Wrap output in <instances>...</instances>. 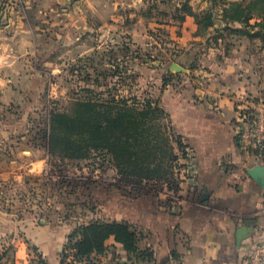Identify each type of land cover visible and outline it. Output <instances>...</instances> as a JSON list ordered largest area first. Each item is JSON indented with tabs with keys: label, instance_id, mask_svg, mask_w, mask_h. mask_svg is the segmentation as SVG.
I'll return each instance as SVG.
<instances>
[{
	"label": "rangeland",
	"instance_id": "obj_1",
	"mask_svg": "<svg viewBox=\"0 0 264 264\" xmlns=\"http://www.w3.org/2000/svg\"><path fill=\"white\" fill-rule=\"evenodd\" d=\"M24 1L29 7H23ZM229 1L232 0H1L0 6L5 7L4 12L0 10L1 25H40L44 30L37 38L38 51L43 54L53 50V63L57 66L59 62L60 69L48 72V77L13 80L20 83L14 86L18 91L9 95L8 102L0 94V211L15 218L18 230L43 222L50 229L67 233L80 223L121 218L125 205V215L130 214L133 220L141 213L152 217L158 207L170 211V203L179 197V190L155 183L123 181L102 154L70 158L61 153L66 152L62 145L52 152L50 136L56 133L80 144L102 142L105 137L116 136L114 130L91 136L88 126L89 122L95 123V112L90 105L80 104L87 101L82 100L83 97L91 94L104 101L97 105L100 109L97 117L103 119L123 108L122 103L108 102L114 96L131 97L144 91L156 95L155 75L174 82L165 65L181 53L166 30L152 25L177 21L174 15L184 14L186 6L201 16L205 13L219 16ZM262 5L260 13L264 17V1L258 3V7ZM18 9H22L19 14L23 12L26 16L21 24L16 21ZM257 18H252L250 23L254 24ZM79 25L96 27L88 30ZM231 25L244 26L250 33L225 29L222 38L212 44L216 48L212 51L214 54L211 52L216 55V62L220 65L224 60L222 56L237 58L236 70L252 71L256 81L264 82V25ZM76 36L96 45L81 59L75 53ZM58 41H64L65 51L60 53L64 56L57 62ZM208 54L207 50H201L199 60ZM36 86L40 88L36 90ZM249 95L245 94L237 106L233 122L234 133L239 137L238 128L249 123L250 114L264 113V91ZM247 110L248 119L243 122L240 119ZM52 111L62 113L56 122ZM259 128L264 134V122ZM148 146L142 144L136 149L150 153L146 159H156L157 147ZM193 155L196 173H199L195 150ZM182 161L189 162L186 158ZM222 161L230 174L238 168L233 158L227 156ZM181 168L180 177H191L184 172L186 168ZM198 176L201 177V173ZM142 233L143 245L150 243L153 247L155 234L146 229ZM126 264L143 263L128 260Z\"/></svg>",
	"mask_w": 264,
	"mask_h": 264
},
{
	"label": "crops",
	"instance_id": "obj_2",
	"mask_svg": "<svg viewBox=\"0 0 264 264\" xmlns=\"http://www.w3.org/2000/svg\"><path fill=\"white\" fill-rule=\"evenodd\" d=\"M23 7H29L27 1ZM4 9L0 6L1 12ZM21 10L16 11V21L20 24L26 17L23 12L19 14ZM79 26L88 30L96 27ZM152 26L166 30L180 48L181 54L165 65L176 82L170 80L165 84V77L156 74L154 84L158 89L156 96L169 113L175 130L195 150L200 171L195 178L182 177L179 197L174 206L170 204L169 212L158 207L152 217L141 213L133 220L130 214L125 215V205L121 218L110 220L128 221L140 230L155 234L153 264H243L250 243L264 238V188L247 172L249 167L264 164V161L250 151L238 150L233 122L243 96L263 93L264 82L256 81L252 71L236 70L237 58L222 56L224 60L219 65L212 52L216 48L207 43L214 28H209L205 35L197 34L199 25L194 16L188 15L183 22L170 21L166 25ZM43 30L40 25L0 23V94L6 102L10 100L9 95L18 91L16 87L20 82L13 83V80L39 79L60 71L58 61L64 56L60 53L65 51V43L58 41V65L55 66L53 50L43 54L38 51L37 38ZM76 38L75 53L80 59L85 52L96 48L81 36ZM201 50H207L209 54L199 60ZM173 62L185 69L171 70ZM227 156L233 158L238 167L231 174L222 161ZM200 173L201 177L198 176ZM245 225L249 227L248 234L239 244L237 232ZM70 232L50 229L43 222L18 230L15 218L0 211V240L13 243L7 264H32L31 244L38 247L48 264H62V252ZM149 244L141 242L142 247L151 246ZM106 245L105 253L96 258L97 264H118V260L126 264L130 260L115 236H110ZM173 251L177 253L176 257H173Z\"/></svg>",
	"mask_w": 264,
	"mask_h": 264
},
{
	"label": "trees",
	"instance_id": "obj_3",
	"mask_svg": "<svg viewBox=\"0 0 264 264\" xmlns=\"http://www.w3.org/2000/svg\"><path fill=\"white\" fill-rule=\"evenodd\" d=\"M260 1L264 0L229 1L219 16L213 13H205L201 16L193 11L192 7L188 9L186 6L187 11L184 14L174 15V17L177 21L183 22L188 15L194 16L199 25L197 34L205 35L208 29L213 27V33L207 38V43L212 45L222 38L225 29L250 33L249 30L244 29V24L264 25V17L260 13L263 5L258 7ZM254 17L258 18L252 24L250 20ZM233 23H239L243 27L237 28L236 25H231ZM154 34L157 35V32ZM117 74L120 75L121 70ZM169 81L170 78L165 77V84ZM118 98L114 96L108 102L122 103L123 108L116 114L103 119L97 117L100 114L97 105L103 104L104 101L90 94L82 99L87 101L80 102L83 105H90L96 114H93L95 123L89 122L88 126L92 137L96 134L101 136L103 132L109 130H114L116 136L105 137L102 142L80 144L77 140L65 139L52 133L49 141L51 151L56 150V146L62 145V149L66 152L61 149V153L70 158H90L94 153L102 154L116 168L123 181L161 184L170 190L178 191L182 180L179 169L187 166L192 160L193 150H188L189 144L184 141L183 135L175 130L169 113L160 104L159 97L144 91L133 94L131 97ZM52 113L55 122V119H59L62 114L60 111H52ZM57 124L62 126L59 121ZM76 134L83 136L79 132ZM235 138L237 145L242 148L240 137L236 135ZM142 144L149 145V148L156 146L157 158L146 159L150 153L139 150ZM137 146L139 149H136ZM254 152L258 154L257 151ZM182 158L188 159L189 162H181ZM259 158L264 161V153L259 155ZM112 235L123 244L131 261L153 263L155 260L154 249L151 246H141L143 233L135 224L124 220L97 219L80 223L69 233L62 252V264H73L75 261L81 264H97V256L105 253L106 240ZM12 248L13 243L0 240V264L8 263ZM30 248L33 252L32 264H48L36 245L31 244ZM176 256L177 253L173 251V257Z\"/></svg>",
	"mask_w": 264,
	"mask_h": 264
},
{
	"label": "built area",
	"instance_id": "obj_4",
	"mask_svg": "<svg viewBox=\"0 0 264 264\" xmlns=\"http://www.w3.org/2000/svg\"><path fill=\"white\" fill-rule=\"evenodd\" d=\"M254 108L256 109V107ZM248 112V110L245 111L244 114H242L240 120L245 122L248 119ZM250 116L251 119L249 120V123H245V125L243 124L240 128H238V133L240 134V142L242 144V148L246 151L254 153L259 158V155H262V153H264V134L259 131L260 123L264 122V113L255 112L253 114H250ZM188 150H190V148H188ZM254 151H257L258 154H256ZM193 160L194 157L189 162L187 167H183L186 168L184 169V172L188 175H191V177L189 178H195V176L197 175V170L195 168ZM181 170L182 168L179 169V171ZM176 201L177 199L174 198V200H172L170 203L171 206H174ZM70 259L71 258H69V260ZM73 264L81 263L75 261ZM243 264H264V238L253 240L250 243V247L248 249L246 258L243 261Z\"/></svg>",
	"mask_w": 264,
	"mask_h": 264
},
{
	"label": "water",
	"instance_id": "obj_5",
	"mask_svg": "<svg viewBox=\"0 0 264 264\" xmlns=\"http://www.w3.org/2000/svg\"><path fill=\"white\" fill-rule=\"evenodd\" d=\"M185 68L179 64L178 62H173L171 65V70L173 71H181ZM248 174L257 181L263 188H264V164L257 163L256 165L249 167L247 169ZM249 227L242 226L238 229L237 237H238V243L241 244L242 239L245 237V235L248 234L247 230ZM252 228V226H250Z\"/></svg>",
	"mask_w": 264,
	"mask_h": 264
}]
</instances>
